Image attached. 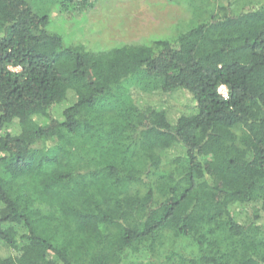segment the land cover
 I'll return each mask as SVG.
<instances>
[{"label":"trees","instance_id":"obj_1","mask_svg":"<svg viewBox=\"0 0 264 264\" xmlns=\"http://www.w3.org/2000/svg\"><path fill=\"white\" fill-rule=\"evenodd\" d=\"M96 1L0 0V264H264V2L66 44Z\"/></svg>","mask_w":264,"mask_h":264},{"label":"rangeland","instance_id":"obj_2","mask_svg":"<svg viewBox=\"0 0 264 264\" xmlns=\"http://www.w3.org/2000/svg\"><path fill=\"white\" fill-rule=\"evenodd\" d=\"M229 2H232L231 9L237 11L264 0H97L90 12L74 20L63 21L56 13L52 17L54 29L66 44L77 42L96 52L119 44L171 37ZM137 98L141 100L144 96ZM162 101L176 116L182 112L180 104H186L188 97L154 98L156 104ZM58 111L55 110V116ZM260 224L264 226V219Z\"/></svg>","mask_w":264,"mask_h":264},{"label":"built area","instance_id":"obj_3","mask_svg":"<svg viewBox=\"0 0 264 264\" xmlns=\"http://www.w3.org/2000/svg\"><path fill=\"white\" fill-rule=\"evenodd\" d=\"M218 92H219V94H220L222 97H224V98L227 97V92H226V89H225L224 87H220V88L218 89Z\"/></svg>","mask_w":264,"mask_h":264}]
</instances>
